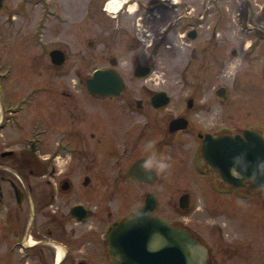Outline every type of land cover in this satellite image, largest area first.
<instances>
[{"label": "flooded vegetation", "instance_id": "af4514ba", "mask_svg": "<svg viewBox=\"0 0 264 264\" xmlns=\"http://www.w3.org/2000/svg\"><path fill=\"white\" fill-rule=\"evenodd\" d=\"M205 2L186 0L185 14L180 16L188 24L185 37L198 41L192 52L199 57L215 54L195 14ZM0 3V15L19 10L9 7L7 0ZM176 3L141 1L143 6L161 9L167 20ZM242 3L248 10L249 4H257L255 0ZM125 4L124 11L128 10ZM216 29L217 25L213 37ZM250 41L247 47L242 42L241 50L260 60L258 73L264 74V36ZM260 45L261 51L256 52ZM139 46L135 38L127 48L136 51ZM153 51L163 55L160 47ZM237 54L238 49H233L232 55ZM104 59L105 64L93 68L86 81L97 69L118 70L116 57L109 58L110 65ZM139 64L153 69L149 75L142 69L137 73ZM131 71L130 76L119 71L124 79L119 95L95 93L86 85L87 101L36 102L30 100L31 94L15 100L0 83V246L16 254L19 264H118L109 249V231L141 209L151 195L150 215L175 228L176 245L184 246L193 238L206 248L211 264H264V182L248 174L240 176L231 158L213 165L203 153L207 135L245 137L246 130L263 134L264 123H237L238 106L233 105L215 120L208 119L211 107L198 100L200 86L183 101H174L169 89L147 84L155 72L153 64L135 59ZM220 88L227 90L225 99L218 97L223 109L231 93L220 86L215 94ZM39 92L43 97L47 91ZM60 92L73 98L64 89ZM248 114L253 116L251 111ZM234 115V121L228 120ZM19 131L25 144L7 145L11 133ZM197 195L201 206L196 204ZM68 196L85 199L70 203L64 199ZM113 201L119 203L116 208ZM11 202L28 212L26 221L15 216Z\"/></svg>", "mask_w": 264, "mask_h": 264}, {"label": "rangeland", "instance_id": "374dc122", "mask_svg": "<svg viewBox=\"0 0 264 264\" xmlns=\"http://www.w3.org/2000/svg\"><path fill=\"white\" fill-rule=\"evenodd\" d=\"M108 1L7 0L9 7L19 9L0 15V83L6 86L7 94L15 100L31 94L30 100L36 102L87 101L88 75L93 68L105 64L104 56L108 65L109 58L114 56L119 62L117 69L125 76L132 74L135 59L153 64L155 72L147 84L169 89L174 101H183L187 93L195 94V87L200 86L198 100L211 107L208 119L215 120L233 105L238 106L237 123H264V74L258 73L260 60L241 50L242 42L247 47L252 37L264 36V0H255L257 4H249L252 6L249 10L242 0H206L204 6H198L195 14L200 16L199 28L215 48V54L208 57H199L198 52L193 55L192 48L198 41L185 37L188 24L180 16L185 14L186 0H175V9L169 13L168 20L167 14H162L154 5L143 6L141 1L145 0H126L128 10L121 8L118 12L105 9ZM21 5L25 7L19 8ZM216 25L217 34L213 37ZM135 38L140 49L130 51L128 44ZM90 40L94 41V46L89 45ZM156 47L163 52L160 57L153 51ZM206 47L209 49L210 45ZM235 48L237 56L232 55ZM54 49L65 52L63 64L52 62L50 51ZM261 49L262 46L256 52ZM207 52L212 53L213 49ZM220 86L227 87L231 93L230 103L223 109L215 94ZM42 89L47 91L43 97L39 92ZM63 89L72 93L73 98L62 95ZM248 111L253 112L252 117L248 118ZM235 115L228 120L234 121ZM203 117L204 114L199 115ZM19 132L11 133L12 139L7 145L25 144L24 133ZM65 162L61 161L62 165ZM20 164L18 166H22V162ZM115 197L119 199L121 195ZM64 199L73 203L85 198L68 196ZM196 201L197 206L202 205L200 195ZM9 205L15 216L26 221V210L22 211L16 202ZM111 205L116 208L119 203L113 201ZM5 250L4 245L0 246V264H13V260L14 264H19L17 255Z\"/></svg>", "mask_w": 264, "mask_h": 264}, {"label": "water", "instance_id": "95a60500", "mask_svg": "<svg viewBox=\"0 0 264 264\" xmlns=\"http://www.w3.org/2000/svg\"><path fill=\"white\" fill-rule=\"evenodd\" d=\"M1 5L0 3V7ZM89 45H92L91 40ZM50 56L56 65L65 62V53L60 49L52 50ZM141 69L144 70V75H149L153 68L139 64L137 73ZM86 85L95 93L114 96L121 93L124 79L114 69H97L93 78L86 81ZM163 93H159L158 96ZM216 94L219 98L225 99L227 90L220 88ZM165 100H168V97ZM244 135L245 137L207 135L203 153L206 157H210L213 165L222 164L223 158H231L230 164L238 165L240 176L248 174L255 181L264 182V133L246 130ZM221 142L222 149L219 147ZM226 143L233 145L228 148ZM227 164L223 162V165ZM223 171L225 172V167ZM153 203L154 200L149 195L141 209L111 227L109 249L115 262L118 264H211L206 248L193 238L184 246L174 243L179 234L173 232L175 228L169 226L167 222L150 215Z\"/></svg>", "mask_w": 264, "mask_h": 264}, {"label": "bare ground", "instance_id": "6f19581e", "mask_svg": "<svg viewBox=\"0 0 264 264\" xmlns=\"http://www.w3.org/2000/svg\"><path fill=\"white\" fill-rule=\"evenodd\" d=\"M126 0H109L106 5V10L110 12H118L123 6ZM63 255L62 251L58 252V257L60 258Z\"/></svg>", "mask_w": 264, "mask_h": 264}]
</instances>
